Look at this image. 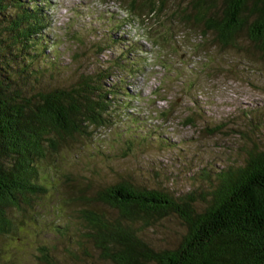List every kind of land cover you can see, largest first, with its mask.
Returning a JSON list of instances; mask_svg holds the SVG:
<instances>
[{
	"label": "rangeland",
	"instance_id": "374dc122",
	"mask_svg": "<svg viewBox=\"0 0 264 264\" xmlns=\"http://www.w3.org/2000/svg\"><path fill=\"white\" fill-rule=\"evenodd\" d=\"M45 1V58L32 66L54 59L57 70L42 85L68 86L108 69L111 114L105 126L46 153L35 181L43 191L7 209L0 264H106L84 238L74 197L120 181L173 198L206 196L249 150L264 152V62L242 34L223 48L178 21L191 0H169L142 19L125 14L126 0ZM181 232L168 218L139 235L172 249Z\"/></svg>",
	"mask_w": 264,
	"mask_h": 264
},
{
	"label": "trees",
	"instance_id": "16d2710c",
	"mask_svg": "<svg viewBox=\"0 0 264 264\" xmlns=\"http://www.w3.org/2000/svg\"><path fill=\"white\" fill-rule=\"evenodd\" d=\"M168 1L126 0L123 11L152 17ZM46 4L0 0V232L10 228L8 208L43 191L35 181L46 153L88 135V127L105 126L111 114L108 69L68 86L42 85L57 70L54 59L43 69L32 66L45 58ZM185 8L178 21L195 25L200 37L233 49L242 34L264 62V0H191ZM213 184L206 196L173 198L120 181L76 195V219L106 264H264V152L249 150L240 167L222 171ZM168 218L182 232L172 249H154L139 233Z\"/></svg>",
	"mask_w": 264,
	"mask_h": 264
}]
</instances>
